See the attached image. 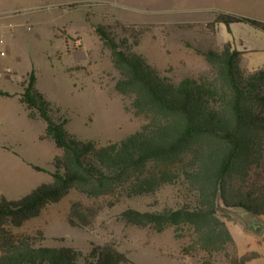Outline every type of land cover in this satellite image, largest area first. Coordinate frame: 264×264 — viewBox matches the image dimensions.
I'll use <instances>...</instances> for the list:
<instances>
[{
	"label": "trees",
	"instance_id": "obj_1",
	"mask_svg": "<svg viewBox=\"0 0 264 264\" xmlns=\"http://www.w3.org/2000/svg\"><path fill=\"white\" fill-rule=\"evenodd\" d=\"M216 24H246L264 33L263 22L231 15H221L213 27ZM96 32L119 72L117 92L147 123L105 146L81 140L67 131L69 120L38 89L36 71L29 73L20 101L31 119L44 120L47 131L42 139L53 141L62 154L53 161L52 183L20 200L0 201V264H136L107 245H92L88 253L37 247L35 237L17 235L13 229L39 218L72 191L103 198L125 189L127 198H136L181 183L190 194L182 206L154 212L128 209L122 218L158 233L186 227L196 236L191 250L199 247L207 254L202 264H219L215 254L235 246L223 217L231 210L264 217V68L245 69L243 53L229 43L200 52L209 74L176 83L134 50L140 44L138 31L120 37L100 25ZM80 206H72L71 226L83 221Z\"/></svg>",
	"mask_w": 264,
	"mask_h": 264
},
{
	"label": "rangeland",
	"instance_id": "obj_2",
	"mask_svg": "<svg viewBox=\"0 0 264 264\" xmlns=\"http://www.w3.org/2000/svg\"><path fill=\"white\" fill-rule=\"evenodd\" d=\"M78 1L0 0V18L11 17L14 26L13 33H9L10 53L0 59V73L4 74L3 70L9 66L14 80L4 76L0 84H5L8 90L23 92L22 82L35 70L38 89L69 120L67 131L81 140L105 146L135 134L147 122L145 117L135 116L131 101L115 88L119 72L112 63L110 50L94 29L100 26L96 25L97 20L86 21L88 8L77 12L79 18L65 10ZM92 1L95 0L81 2ZM103 5L107 7L106 3ZM181 7L178 0H172L167 7L161 6L162 11L172 13H177ZM195 11L199 19L183 21L192 25L188 27L169 28L171 25L167 23L166 27L136 26L133 30L114 25L111 31L120 37H131L138 31L140 44L134 50L176 83L209 74L210 66L200 52L217 50L229 43L244 53L245 69L264 68L263 32L246 24L213 27L215 20H211L223 14L264 23V0H200ZM203 21L208 24L193 26ZM78 41L83 51L91 52L86 57L76 52ZM18 116L24 118L21 114ZM21 120L9 121V133L0 138L1 145L22 155L17 160L6 150L8 158L0 156V201L3 197L20 200L39 186L53 182L54 166L50 162L54 159V144L49 146V141H39L28 120ZM23 159L39 166L43 172L27 168ZM189 196L182 183L167 186L153 196L136 198H127L125 189L103 198L72 191L59 204L47 207L39 218L13 232L35 237L37 247L74 248L88 253L92 245H107L127 254L136 264H202L207 254L199 247L191 250L196 236L190 229L169 227L158 233L151 228L127 224L122 218V213L128 209L154 212L167 207L178 208ZM75 203L81 205L83 221L71 226L69 216ZM255 218L264 225V217H255L243 210H231L223 217L235 246L225 253L215 254V261L264 264V228L260 234L248 228Z\"/></svg>",
	"mask_w": 264,
	"mask_h": 264
},
{
	"label": "crops",
	"instance_id": "obj_3",
	"mask_svg": "<svg viewBox=\"0 0 264 264\" xmlns=\"http://www.w3.org/2000/svg\"><path fill=\"white\" fill-rule=\"evenodd\" d=\"M85 0H80L78 2H74L66 8L65 10L69 13H73L76 18H79L77 15V12L83 8H88L87 14H86V21H96V25H104V26H114V25H122V26H160L166 27L167 23L171 27H184V26H192L191 24L185 23L183 21L186 20H192V19H199L198 14L195 11L197 7H199L200 0H178L181 2L182 7L177 13L172 12H165L162 11L163 8L161 6L163 4L168 6V3L172 0H95L92 2H81ZM89 3V4H88ZM106 3L107 7H105L103 4ZM112 3L114 6L109 5ZM165 9V8H164ZM76 12V13H75ZM80 12V11H79ZM223 15V14H222ZM221 16V15H220ZM220 16H218L216 19L211 18V20H217ZM210 20V19H209ZM210 20V21H211ZM11 17L7 16L5 18H0V35L4 37L5 39V46L0 47L1 50H5L7 52L6 57L1 58H7L8 54L10 53L9 50V33H13V24H12ZM206 21L200 22L195 25H201V24H208L205 23ZM172 23V24H170ZM92 24H94L92 22ZM174 25V26H173ZM97 27V26H96ZM96 27L94 29H96ZM81 37L78 38L80 40ZM76 52L84 54L86 57L88 54H90V51H83L82 50V43L80 41L76 44ZM244 54V53H243ZM0 67H1V61H0ZM6 70H3L7 80H14L13 79V73L7 74V70L11 68L7 66L5 68ZM3 76V77H4ZM2 77V78H3ZM13 82V81H12ZM0 91L9 94L10 96H2L0 94V138L3 135H6L9 133L8 124L9 121H16L24 119L28 120L29 126L33 127L36 131V137L39 141H49L48 145L53 146L55 152L54 159L56 156L61 155L62 151L59 150L55 143L49 139H42L46 135L47 131V125L41 118L31 119L29 116V112L26 109V106L20 101V94L22 92L15 91V90H8L5 84H0ZM18 114H21L24 116L19 117ZM21 118V119H19ZM40 123V124H38ZM45 123V124H44ZM52 142V143H51ZM7 149L5 146L0 144V156L5 155L6 159L8 158L9 153L13 154L17 160H19L22 155L19 153L9 151V153L6 151ZM53 159V161H54ZM26 167H31L33 170V166H36L35 164H32V162H29L25 159L22 161ZM53 165V162H50ZM40 168L39 166H36ZM42 169V168H40ZM43 170V169H42ZM37 171V170H36ZM39 173H42L43 171H37ZM51 173V172H49ZM44 185V184H43ZM42 186V185H41ZM40 187V186H39Z\"/></svg>",
	"mask_w": 264,
	"mask_h": 264
},
{
	"label": "water",
	"instance_id": "obj_4",
	"mask_svg": "<svg viewBox=\"0 0 264 264\" xmlns=\"http://www.w3.org/2000/svg\"><path fill=\"white\" fill-rule=\"evenodd\" d=\"M248 228L251 231H254L256 234H260L264 228V225L260 223L257 218H255L250 222V224L248 225Z\"/></svg>",
	"mask_w": 264,
	"mask_h": 264
},
{
	"label": "built area",
	"instance_id": "obj_5",
	"mask_svg": "<svg viewBox=\"0 0 264 264\" xmlns=\"http://www.w3.org/2000/svg\"><path fill=\"white\" fill-rule=\"evenodd\" d=\"M4 47L5 46V39L3 36L0 35V47ZM0 55L1 57H6L7 56V52L3 49L0 51ZM7 74H12V71L10 69L7 70ZM5 75V73H0V78H2Z\"/></svg>",
	"mask_w": 264,
	"mask_h": 264
}]
</instances>
